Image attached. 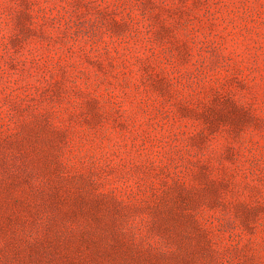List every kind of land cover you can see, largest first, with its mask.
I'll return each instance as SVG.
<instances>
[{
    "label": "rangeland",
    "instance_id": "374dc122",
    "mask_svg": "<svg viewBox=\"0 0 264 264\" xmlns=\"http://www.w3.org/2000/svg\"><path fill=\"white\" fill-rule=\"evenodd\" d=\"M0 264H264V0H0Z\"/></svg>",
    "mask_w": 264,
    "mask_h": 264
}]
</instances>
